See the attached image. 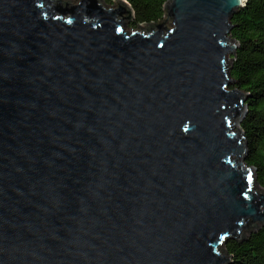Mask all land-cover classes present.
Segmentation results:
<instances>
[{
    "label": "water",
    "instance_id": "water-1",
    "mask_svg": "<svg viewBox=\"0 0 264 264\" xmlns=\"http://www.w3.org/2000/svg\"><path fill=\"white\" fill-rule=\"evenodd\" d=\"M246 2L167 0L126 33L122 0H0V264H232L264 227L233 130Z\"/></svg>",
    "mask_w": 264,
    "mask_h": 264
},
{
    "label": "trees",
    "instance_id": "trees-1",
    "mask_svg": "<svg viewBox=\"0 0 264 264\" xmlns=\"http://www.w3.org/2000/svg\"><path fill=\"white\" fill-rule=\"evenodd\" d=\"M102 1L111 6L117 0ZM122 1L133 11V26H153L163 20L167 0ZM231 25L230 38L237 44L229 65L230 77L235 81L231 89L251 95L239 126L248 149L245 162L254 168L256 183L264 188V0H247L232 17ZM223 251L232 258V264H264V227L252 228L239 241H228Z\"/></svg>",
    "mask_w": 264,
    "mask_h": 264
},
{
    "label": "rangeland",
    "instance_id": "rangeland-1",
    "mask_svg": "<svg viewBox=\"0 0 264 264\" xmlns=\"http://www.w3.org/2000/svg\"><path fill=\"white\" fill-rule=\"evenodd\" d=\"M65 1H68L71 4H74V5L78 3V0H65ZM106 6L107 7H113L114 5H111V6L106 5ZM167 26H169V25H167ZM147 27L148 26H146V25L133 26L131 24V21H126V27H124V32H126V33H131L132 31L143 32V31L147 30ZM239 126H240V124L236 125L233 130L239 131Z\"/></svg>",
    "mask_w": 264,
    "mask_h": 264
}]
</instances>
